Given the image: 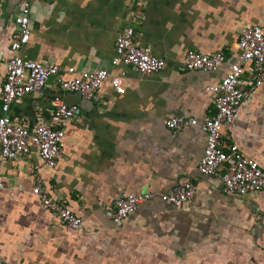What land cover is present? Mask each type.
<instances>
[{
    "label": "crops",
    "instance_id": "crops-1",
    "mask_svg": "<svg viewBox=\"0 0 264 264\" xmlns=\"http://www.w3.org/2000/svg\"><path fill=\"white\" fill-rule=\"evenodd\" d=\"M28 0L30 37L18 54L76 72L106 69L124 73V94L109 80L97 100L61 93L79 116L64 127L56 168L31 146L26 157L0 158V261L7 264H264V191L245 196L223 192L219 176H202L197 163L205 145L198 127L171 131V118L201 122L213 111L218 83L238 60L237 40L245 26L264 32V0ZM23 0H0V88L14 19ZM127 27L135 41L165 61L161 72L141 75L111 65L114 40ZM188 51L220 52L225 63L212 72L187 71ZM51 77L42 93L16 100L12 118L33 127L48 116L56 93ZM225 146L236 145L264 170V83L223 129ZM191 181L192 199L179 206L159 200L173 186ZM34 185L65 203L83 228L67 230L31 195ZM152 193L115 227L110 211L123 193Z\"/></svg>",
    "mask_w": 264,
    "mask_h": 264
},
{
    "label": "built area",
    "instance_id": "built-area-1",
    "mask_svg": "<svg viewBox=\"0 0 264 264\" xmlns=\"http://www.w3.org/2000/svg\"><path fill=\"white\" fill-rule=\"evenodd\" d=\"M133 20L142 18V0L134 1ZM30 5L23 0L20 12L14 19L10 51L12 56L5 61V76L0 88V158L3 162L26 157L31 146L36 147L41 161L49 168H56L64 139V127L79 116L76 104L66 103L61 93L78 94L90 101L97 100L98 91L106 80L118 95H123L124 73L112 75L106 69L76 72L66 69V76H59L61 68L54 63L25 60L18 52L30 37ZM237 48L238 60L231 64L216 84L205 90L214 95L212 114L201 122L193 118H171L165 126L171 131L198 127L205 134V145L197 163V172L202 176H219L223 192L245 196L264 191V170L259 164L244 156L236 145L225 146L222 142L223 129L238 119L239 107L248 101L253 92L264 83V32L258 26L241 29ZM220 52H186L183 67L187 71H216L225 63ZM111 65L124 64L141 75L161 72L165 61L152 53L149 46H140L135 41V30L127 27L114 40ZM51 77L56 78V93L51 100L48 116L36 114L33 127L29 128L9 114L16 100L30 94L42 93ZM3 181L0 177V191ZM195 193L191 181L177 184L166 193L159 194L161 202L179 206L188 202ZM31 195L69 231L83 228L81 219L63 202L49 196V191L34 185ZM155 196L152 193L130 192L119 195L111 205V221L115 227L122 223L143 202ZM0 264H7L0 261Z\"/></svg>",
    "mask_w": 264,
    "mask_h": 264
}]
</instances>
